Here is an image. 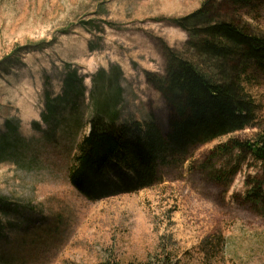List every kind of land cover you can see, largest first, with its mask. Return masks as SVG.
Returning <instances> with one entry per match:
<instances>
[{
    "label": "rangeland",
    "instance_id": "1",
    "mask_svg": "<svg viewBox=\"0 0 264 264\" xmlns=\"http://www.w3.org/2000/svg\"><path fill=\"white\" fill-rule=\"evenodd\" d=\"M205 1L0 0V135L9 120L31 142L20 162L0 164V197L10 206L1 223V264L107 259L127 264L144 261L160 248L178 252L184 264H205L199 245L215 232L226 240L227 264H264V219L237 203L256 169L249 163L221 183L217 176L237 162L210 160L217 146L234 138L249 140L256 129L195 148L189 161L164 171L153 187L90 201L68 181L80 136L31 127L40 122L45 78L57 95L64 68L75 69L89 90L98 69L118 65L123 73L120 120L142 123L151 117L167 133V108L146 75L163 76L164 47L178 52L187 40L169 20L197 11ZM234 17L264 34V0L254 20L242 11ZM246 90L264 130V71L250 72Z\"/></svg>",
    "mask_w": 264,
    "mask_h": 264
},
{
    "label": "trees",
    "instance_id": "2",
    "mask_svg": "<svg viewBox=\"0 0 264 264\" xmlns=\"http://www.w3.org/2000/svg\"><path fill=\"white\" fill-rule=\"evenodd\" d=\"M259 1L221 0L220 4L209 0L197 11L169 20L187 34V40L178 52L164 47L163 76L146 75L168 111L165 134L151 117L142 123L120 120L123 73L118 65L98 69L89 90L84 76L75 69L64 68L57 95L52 94L45 78L40 122L31 127L38 132H43V126L46 132L60 128L62 133L80 136L68 171V181L80 195L97 201L153 187L162 181L164 171L189 161L195 148L256 129L249 140L234 138L217 146L210 160L233 157L237 162L217 176L221 183H229L249 163L254 166L256 171L247 176L237 203L264 219V130L258 124V106L246 90L250 72L264 71V34L234 17L242 11L254 20ZM4 124L0 164L9 159L18 163L23 156L20 153L27 151V142H31L19 133L16 124L9 120ZM9 208L0 197V237L2 219ZM225 244L220 232L205 237L199 245L205 264H227ZM157 251L144 261L127 264H184L176 251ZM3 258L1 254L0 264ZM99 264L122 263L107 259Z\"/></svg>",
    "mask_w": 264,
    "mask_h": 264
}]
</instances>
